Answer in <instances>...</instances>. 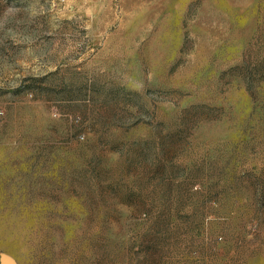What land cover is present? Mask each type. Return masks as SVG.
<instances>
[{"label":"rangeland","instance_id":"374dc122","mask_svg":"<svg viewBox=\"0 0 264 264\" xmlns=\"http://www.w3.org/2000/svg\"><path fill=\"white\" fill-rule=\"evenodd\" d=\"M0 264H264V0H0Z\"/></svg>","mask_w":264,"mask_h":264}]
</instances>
